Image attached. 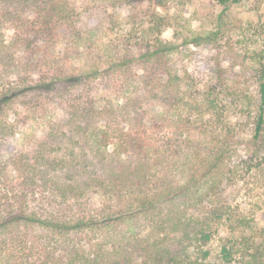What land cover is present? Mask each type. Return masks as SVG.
Wrapping results in <instances>:
<instances>
[{
  "label": "trees",
  "instance_id": "trees-1",
  "mask_svg": "<svg viewBox=\"0 0 264 264\" xmlns=\"http://www.w3.org/2000/svg\"><path fill=\"white\" fill-rule=\"evenodd\" d=\"M1 1L25 8L0 27V140L39 129L45 140L33 158L0 150V264H264V221L222 198L264 165V22L233 14L264 0H206L220 10L175 20L184 44L209 46L215 59L235 48L254 54L247 77L217 69L229 103H156L150 112L141 93L170 101L165 91L183 80L169 64L177 45L161 39L172 23L157 8L169 0ZM122 5L139 14L110 16L104 30L116 38L97 44L84 14ZM63 57L80 66L66 71ZM216 106L224 115L199 122ZM163 129L172 145L157 144Z\"/></svg>",
  "mask_w": 264,
  "mask_h": 264
},
{
  "label": "rangeland",
  "instance_id": "rangeland-1",
  "mask_svg": "<svg viewBox=\"0 0 264 264\" xmlns=\"http://www.w3.org/2000/svg\"><path fill=\"white\" fill-rule=\"evenodd\" d=\"M254 4L255 2L253 1H245L240 6H234V16L239 18L244 23L264 22V2H262L260 9L255 8ZM145 5L151 7L153 2H149V4ZM213 5L214 4H210L206 0H191L188 2L184 0H169L165 3L164 7L157 8L159 13L164 15L165 18H167V21L172 23L170 27L163 30L161 39L163 41L177 45L176 51L171 55V61L169 64L172 73L177 77L183 78V80L181 81L178 88L173 87L170 88L168 92L165 91L167 93L166 95L170 97V101L168 97V99L162 98L164 91L160 93V99H157L156 101L150 99V94L145 92L143 94L141 93L139 99L141 100V103H144L147 111L150 112L152 105H155L156 103L157 106L155 107L157 110H160L161 108H171V105L167 106L166 103H179L180 106H183L182 103H229V100L225 101L217 93V69H228L229 71L232 70L235 73L242 70L244 76H248L247 72H250V69L254 66V54H251L250 51H246V54H244L245 51L243 49L235 48L233 53H222L216 57L217 59H215L214 51L211 50L209 46L202 45L197 47L190 44H184L182 41L186 32H179L183 35L182 38L177 33L180 22H183V24H188L189 22L187 19H189V17L194 14L195 11H198V14L203 16L206 14L207 10L209 11L210 8H213L215 11L220 10L219 7L215 8ZM7 6L8 5L6 2H2L0 0V27L3 26L4 28L8 27V23L5 22L8 20V18L4 16L6 15L5 13L8 11L14 12L15 8L17 9V12L23 14L25 8L23 7L24 5H20V3L14 1L9 9ZM78 6L81 9L84 6V3L78 2ZM134 8L136 7L122 5L113 10L112 8L104 9L102 6H100L97 9L88 11L86 14H84L83 27L87 32H91L95 35L97 44L107 43L109 40H114L116 38L114 34L104 30V27L107 26V21H109V17L113 16V20L115 18L117 20H126L129 13H133V15L139 14ZM141 8L142 7H139V9ZM176 19H179L180 22L178 20L175 21ZM190 22L193 24L194 28L197 27L198 22ZM146 26H149V24L147 23ZM10 34L11 32L8 30L7 35ZM255 48L257 51L259 50L257 44ZM244 55L246 57L245 59ZM63 58L64 62L62 64H65L63 68L66 69V71H71L74 68H78L80 66L77 63L69 62L67 57ZM48 68L49 74L53 72V68ZM226 71L227 70H225V72ZM229 71H227V74H229ZM240 74L243 78V74ZM37 79L38 78H34V80ZM77 82L79 81L77 80ZM56 86H59V84H56ZM41 91L40 92L44 96L50 94L49 91ZM160 103H163V105ZM160 105L162 107H160ZM219 107L220 106H216V108H214L215 112L212 113V115L209 114V112H204L203 115H200L197 119L199 122H202V124L206 123L208 119H212L214 117L216 112L222 113ZM230 108L232 111H235L232 106L229 107V109ZM232 111L227 114L224 121L231 119L230 114ZM222 115L224 114L222 113ZM187 139H191L190 141L192 142H201L203 138L188 137ZM44 140V131L40 129L32 133L26 131L25 133L19 135V137L16 139L7 137L2 141L0 140V150H2V153L7 156L18 155L21 157L24 155L29 158H33L35 150ZM174 140L175 138L172 135V130L166 129L159 133L157 144L160 147H164L167 145H172ZM242 143L247 144L248 137L244 138ZM60 154L61 153H59V155ZM243 155V148L239 147V149L236 150V156L234 159H237ZM115 167L116 169L121 168V166ZM58 178L62 179L61 174H58ZM222 198L224 199V202H226V204L231 207V209L248 215L253 214L252 212H254L256 213L254 215L259 218L260 221H264V165L246 175L238 182V184L236 183V185L234 184L231 187H227L224 191H222ZM90 203L95 209L100 207L98 199L93 198ZM227 226L228 225H223L219 229V235L212 241L211 248L214 253L217 249L219 238H223V236L229 232ZM99 234H101L102 237L103 234Z\"/></svg>",
  "mask_w": 264,
  "mask_h": 264
}]
</instances>
